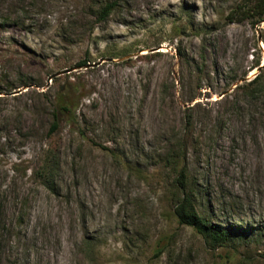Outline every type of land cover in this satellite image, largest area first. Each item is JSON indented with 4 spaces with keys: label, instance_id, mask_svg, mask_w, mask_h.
I'll return each mask as SVG.
<instances>
[{
    "label": "rangeland",
    "instance_id": "1",
    "mask_svg": "<svg viewBox=\"0 0 264 264\" xmlns=\"http://www.w3.org/2000/svg\"><path fill=\"white\" fill-rule=\"evenodd\" d=\"M243 1L0 0V264H264V21ZM60 92L76 121L50 135ZM184 136L221 247L174 216L158 160Z\"/></svg>",
    "mask_w": 264,
    "mask_h": 264
},
{
    "label": "trees",
    "instance_id": "2",
    "mask_svg": "<svg viewBox=\"0 0 264 264\" xmlns=\"http://www.w3.org/2000/svg\"><path fill=\"white\" fill-rule=\"evenodd\" d=\"M114 8V3L107 4L102 9L100 17L103 20L106 19ZM238 10L242 14L246 13L248 17L257 18V25L264 21V0H244L242 7L240 6ZM179 55L178 57L182 61L184 56L181 53ZM86 67H88V63L83 62L78 64L77 69ZM195 69L200 74V66L195 67ZM200 87L201 85L197 86L196 91ZM197 95L192 90V92L185 94L184 97L182 96L181 102L184 106H187L186 104L194 101ZM74 104L73 98L65 97L62 92L57 95L52 111L53 124L51 125L50 135L58 134L64 124H75ZM194 106L187 109H193ZM185 130L189 133L188 128H185ZM186 137L180 138L175 146L166 147L165 152L162 151L159 154L158 160L165 173L164 178L174 202V216L181 226L191 227L212 248L221 247L228 243L230 234L227 228L215 223L200 208L201 184L198 175L195 176L194 173H191L189 168V144ZM104 150L114 156L116 155V151L111 148L104 147ZM48 155L50 160L45 163L42 179L45 187L53 188L50 180L55 177L60 163L58 162L56 151L49 149ZM207 207L208 205L206 206L204 203V208Z\"/></svg>",
    "mask_w": 264,
    "mask_h": 264
},
{
    "label": "water",
    "instance_id": "3",
    "mask_svg": "<svg viewBox=\"0 0 264 264\" xmlns=\"http://www.w3.org/2000/svg\"><path fill=\"white\" fill-rule=\"evenodd\" d=\"M95 65V64H94ZM70 71H72V70H65V71H63V72H61V73H68V72H70ZM21 91H18V92H16V93H20Z\"/></svg>",
    "mask_w": 264,
    "mask_h": 264
}]
</instances>
